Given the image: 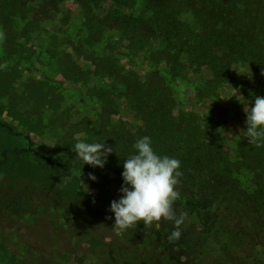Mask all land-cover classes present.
<instances>
[{
    "label": "rangeland",
    "instance_id": "1",
    "mask_svg": "<svg viewBox=\"0 0 264 264\" xmlns=\"http://www.w3.org/2000/svg\"><path fill=\"white\" fill-rule=\"evenodd\" d=\"M116 1L0 0V122L29 136L40 156L10 154L0 166V193L27 183L44 195L46 210H37L35 222L31 213L1 219L2 232L24 233L32 250L51 256L49 264H99L84 242L87 231L70 228L74 221L92 224L90 231L104 244L133 246L125 242L130 229L118 235L112 227L110 204L120 198L123 184L114 170L122 173L124 159L134 154L132 145L148 136L158 155L180 161V197L206 202L222 225L245 228L251 244L224 252L218 263L207 254L199 263L196 234L201 228L184 210L178 241L168 239L172 222L153 224L159 232H152L147 257L170 254L174 264H255L244 256L264 251V159L263 165L244 161L240 143L246 138L238 135L246 128L244 105L264 97L261 69L248 57L224 59L216 41L220 34L202 17L205 9L179 11L187 35L167 41L140 28L125 31L113 19L117 11L150 16L145 0ZM201 3L218 9L227 5L222 19L240 24L244 11L247 23L241 26L264 41V0ZM78 139L113 147L103 168L75 158L71 149ZM248 147L264 154V147ZM27 148L24 137L0 129V162L5 149ZM238 193L253 208L248 225L242 220L243 204L242 209L233 205ZM45 198L55 203L46 204ZM68 206L80 220L67 218ZM174 207L177 213L184 209ZM0 264H26V254L16 247L8 251L0 239Z\"/></svg>",
    "mask_w": 264,
    "mask_h": 264
},
{
    "label": "trees",
    "instance_id": "2",
    "mask_svg": "<svg viewBox=\"0 0 264 264\" xmlns=\"http://www.w3.org/2000/svg\"><path fill=\"white\" fill-rule=\"evenodd\" d=\"M114 1L117 2L116 0ZM145 1L152 9V14L150 16L136 18L130 15L126 16L121 11H117L116 15L113 16V19L116 23L120 24L125 31L140 28L143 32L147 30V33L150 32L152 35L158 34L162 39L171 41L175 39H183V36L187 35V25L177 18V13H179V11L186 9L199 13L200 10L202 11V9H205L202 17L205 18V23L212 27L211 30H214L218 35L220 34L216 41L221 47L224 59L231 58L238 60L242 57H248L251 61L252 67L261 69V72L264 70V41L255 40V38L251 37L252 35L249 32L248 26H241L242 24L247 23L244 11L240 12L244 14L243 23L240 24L229 19V21L222 19V13L226 16L227 5L218 9L215 4H213V7L206 3L202 6V0ZM89 2H97V0H89ZM236 17L243 19L238 14ZM185 41L188 40L185 39ZM199 47V45L193 46L194 49ZM187 55L189 56L190 54L188 53ZM178 64L179 62H176L174 68H176V65ZM174 68L173 70H175ZM261 76L264 79V75ZM263 79H261V85H263L264 90ZM164 119L161 121L164 122ZM154 123L156 126L158 125V123ZM0 129L5 130L9 135L22 136L28 142V148L26 150L5 149L2 152L3 161L0 162V166L7 163L10 154L18 155L19 153L24 152L40 157L38 152L34 150L33 143L29 136L15 133L12 126L3 122H0ZM246 142L243 139L240 143L243 160L257 165L258 163L259 165H263L264 154L261 152V149L258 151L250 149L248 147L249 143L247 139ZM250 145L252 144H249V146ZM114 171L118 176L122 177L121 173L116 168ZM26 184L18 183V185L16 184L14 187L10 185L9 191H3L0 193V221L3 220L8 222L10 216L31 213L32 222H35V214L37 210H45V206L41 204L45 201L44 195L39 194L34 190L31 191L30 187ZM14 190L15 192H13ZM244 198V195L241 193L233 196V205L241 208L240 205L243 204V208H245H241L242 220L245 225H248L250 218H253V208L250 204V207H247ZM45 199L46 204L50 205L55 203L51 198ZM176 204L184 208L183 212H185L184 210H187L189 215H193L201 228L200 232L196 234V241L199 243L197 255L199 263L205 261V254L209 256L213 263H218L219 261H222L220 259L224 252L231 250V248L240 249L242 243L251 244V239H248L245 228L239 230L237 227H234L231 224L229 225V222L223 223L222 225V219L210 210L208 204L205 202L204 205V203L198 201L193 195L186 197L181 196L180 199L176 201L175 205ZM64 211L69 216L67 218L78 219L79 214L75 213L70 206L64 208ZM49 216L50 218H54L51 214ZM69 226L73 230H76L75 226H77L79 230L83 232L87 231L84 232L86 234V236H84V242L94 250V254H96L99 264H174L173 258L170 254L165 255L163 258H159V260L148 258L147 254H145L147 251L153 250L151 242V237H153L152 232H159V230L157 231L153 225L146 228L142 224H137L135 226L137 230L129 228L131 232L126 237L125 242L127 244L133 242L134 245H128L126 249L116 248L117 245L115 243L110 245L104 244L103 239H101L95 231H90L94 227L88 222H77L75 224L74 221ZM262 228H264V226ZM0 239L8 251H15V247L22 249L26 254V264H45L46 261H48L49 264L51 256L41 253L40 251L32 250L24 233L14 232L10 229L6 232H2L0 224ZM263 254L264 251L257 249L256 253L252 255L247 254L244 258L248 261H254L255 264H260L262 263L261 260ZM212 262H210V264H213Z\"/></svg>",
    "mask_w": 264,
    "mask_h": 264
},
{
    "label": "clouds",
    "instance_id": "3",
    "mask_svg": "<svg viewBox=\"0 0 264 264\" xmlns=\"http://www.w3.org/2000/svg\"><path fill=\"white\" fill-rule=\"evenodd\" d=\"M261 75H264V70ZM243 111L246 115V128L241 129L238 136H244L249 144L256 147H264V97L256 96L254 104L244 105ZM132 148L134 154L123 162L120 198L110 204L109 211L114 214L113 230L119 235L137 224L147 228L154 223L168 221L174 224L168 239L178 241L181 236L180 226L187 218L186 212L177 214L174 207L181 195L177 189L182 176L179 171L180 161L158 155L148 136L136 140ZM71 151L84 165L93 168H103L108 155L114 152L111 145L87 143L79 139ZM89 178L96 179L91 173Z\"/></svg>",
    "mask_w": 264,
    "mask_h": 264
}]
</instances>
